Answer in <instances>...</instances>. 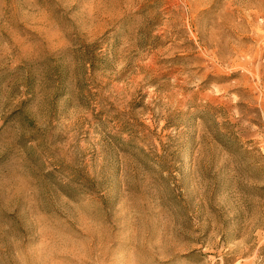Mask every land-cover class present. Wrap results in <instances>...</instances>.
Returning a JSON list of instances; mask_svg holds the SVG:
<instances>
[{
  "label": "rangeland",
  "instance_id": "1",
  "mask_svg": "<svg viewBox=\"0 0 264 264\" xmlns=\"http://www.w3.org/2000/svg\"><path fill=\"white\" fill-rule=\"evenodd\" d=\"M0 264H264V0H0Z\"/></svg>",
  "mask_w": 264,
  "mask_h": 264
}]
</instances>
